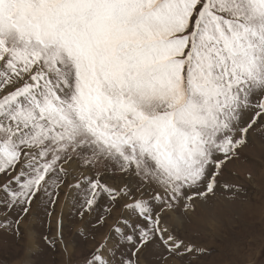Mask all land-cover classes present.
Returning a JSON list of instances; mask_svg holds the SVG:
<instances>
[{
    "label": "snow or ice",
    "instance_id": "6c2138e0",
    "mask_svg": "<svg viewBox=\"0 0 264 264\" xmlns=\"http://www.w3.org/2000/svg\"><path fill=\"white\" fill-rule=\"evenodd\" d=\"M258 134L264 0H0V264H236Z\"/></svg>",
    "mask_w": 264,
    "mask_h": 264
},
{
    "label": "rangeland",
    "instance_id": "374dc122",
    "mask_svg": "<svg viewBox=\"0 0 264 264\" xmlns=\"http://www.w3.org/2000/svg\"><path fill=\"white\" fill-rule=\"evenodd\" d=\"M229 169L235 174L231 178L248 187L253 198L221 205L214 224L210 222L213 213L201 211L192 230L215 247L222 259L227 254L236 264H264V135L258 134L255 145L245 148ZM249 174L255 178V191Z\"/></svg>",
    "mask_w": 264,
    "mask_h": 264
}]
</instances>
